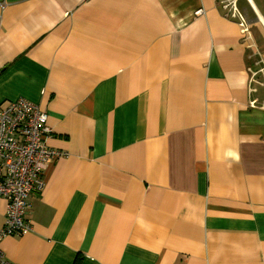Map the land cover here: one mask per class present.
Returning a JSON list of instances; mask_svg holds the SVG:
<instances>
[{
    "label": "crops",
    "instance_id": "0c3cea01",
    "mask_svg": "<svg viewBox=\"0 0 264 264\" xmlns=\"http://www.w3.org/2000/svg\"><path fill=\"white\" fill-rule=\"evenodd\" d=\"M229 1L0 0V108L70 152L9 264H264V0H235L255 47Z\"/></svg>",
    "mask_w": 264,
    "mask_h": 264
},
{
    "label": "built area",
    "instance_id": "2783aa9c",
    "mask_svg": "<svg viewBox=\"0 0 264 264\" xmlns=\"http://www.w3.org/2000/svg\"><path fill=\"white\" fill-rule=\"evenodd\" d=\"M227 10V17L238 22L241 31L255 46L249 21L235 0L228 2ZM260 71L264 74V66ZM256 74L253 73V81ZM256 90L255 86L250 87L251 93ZM251 106L259 107L258 100H251ZM260 106L264 107V104ZM51 132L48 114L26 98L12 100L0 108V199L7 202L5 221L0 230L1 264H9L2 247L4 238L33 231L29 217L30 196L34 190L45 187L46 168L50 163L70 156L69 151L47 143Z\"/></svg>",
    "mask_w": 264,
    "mask_h": 264
},
{
    "label": "rangeland",
    "instance_id": "374dc122",
    "mask_svg": "<svg viewBox=\"0 0 264 264\" xmlns=\"http://www.w3.org/2000/svg\"><path fill=\"white\" fill-rule=\"evenodd\" d=\"M252 34H253V32H252ZM253 37H254V34H253ZM254 40H255V37H254ZM255 47V46H254Z\"/></svg>",
    "mask_w": 264,
    "mask_h": 264
}]
</instances>
